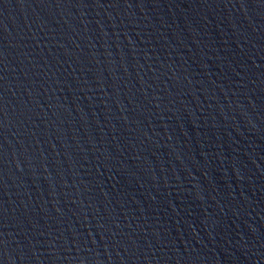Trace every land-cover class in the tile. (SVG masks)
<instances>
[{
  "label": "water",
  "instance_id": "water-1",
  "mask_svg": "<svg viewBox=\"0 0 264 264\" xmlns=\"http://www.w3.org/2000/svg\"><path fill=\"white\" fill-rule=\"evenodd\" d=\"M0 264H264V0H0Z\"/></svg>",
  "mask_w": 264,
  "mask_h": 264
}]
</instances>
